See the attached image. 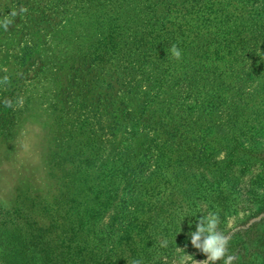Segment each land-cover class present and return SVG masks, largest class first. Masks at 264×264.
Returning <instances> with one entry per match:
<instances>
[{
  "label": "rangeland",
  "instance_id": "1",
  "mask_svg": "<svg viewBox=\"0 0 264 264\" xmlns=\"http://www.w3.org/2000/svg\"><path fill=\"white\" fill-rule=\"evenodd\" d=\"M103 1L0 0V264H264V43L224 54L210 112L218 79L128 65L145 10ZM172 1L171 18L215 4L210 24L187 16L198 35L264 37V0ZM213 233L228 243L209 261Z\"/></svg>",
  "mask_w": 264,
  "mask_h": 264
},
{
  "label": "trees",
  "instance_id": "2",
  "mask_svg": "<svg viewBox=\"0 0 264 264\" xmlns=\"http://www.w3.org/2000/svg\"><path fill=\"white\" fill-rule=\"evenodd\" d=\"M29 0H12L15 6L23 5L25 7V2ZM100 1V0H99ZM110 0H104L103 4H108ZM127 1V0H121ZM177 1L172 0H140V9L144 8V15L141 17V27L143 33L141 35L136 34L134 40L131 42L132 47H130L128 53V65L130 64V59L135 58L134 61L136 65H139L141 72L145 73L150 67L152 71L157 70L158 74H163L167 70L169 71L174 66V72H182L184 75L178 83H181L187 79V73L193 72L195 76H199L201 81L210 82L218 79V86L216 89V94L210 97V101L206 105V110L213 112L218 109L224 102V98L230 90V86L227 83H223L221 75L225 76L229 73V69L225 68L223 64L224 54H231L240 51L249 53L257 52V48L264 43V37L249 31L245 25L244 27L237 28L234 33H224L219 35L218 33L212 34L210 32L204 33V36L198 35L195 26L188 24L186 19L189 15H200L196 17V21H203L210 24L211 16L215 15L214 19H218L216 16L218 11L215 8L213 2L203 3L202 1L196 2L194 4L190 1L188 6H182L178 14L171 18V15L176 11ZM102 6V3L99 4ZM176 8V9H175ZM180 8V7H179ZM182 12V13H181ZM232 18V17H230ZM186 19V20H185ZM243 20V19H242ZM51 21L50 16H44L41 19V23ZM49 24H51L49 22ZM177 27L174 30V27ZM178 31L179 35H176ZM218 35L216 38L214 36ZM166 36V38L164 37ZM164 37V40L161 38ZM219 37H222L221 39ZM166 39L173 40L176 42V46L181 50V58L177 60L172 55V60L174 63L169 66L166 65L165 59L166 55H163L165 48H168L169 42ZM168 44H167V43ZM128 46V43L126 44ZM254 45L253 47H251ZM128 48V47H127ZM246 55V54H245ZM211 59H209V58ZM213 64L215 66L213 67ZM220 65V67H218ZM213 67V71L210 69ZM128 68L126 67V70ZM210 75H214V79L210 78ZM143 114V112L141 113ZM235 115L230 121L234 122ZM163 121V118L161 122ZM169 121L166 120L167 123ZM161 123L162 126L167 125L166 123ZM165 132V130L163 131ZM163 135V133L161 134ZM168 138H188L195 147L199 149V153L205 152V150L210 149L211 143L206 140V136L202 132H195L190 135L189 129H179L177 131L166 133ZM29 250L24 249V254Z\"/></svg>",
  "mask_w": 264,
  "mask_h": 264
},
{
  "label": "clouds",
  "instance_id": "3",
  "mask_svg": "<svg viewBox=\"0 0 264 264\" xmlns=\"http://www.w3.org/2000/svg\"><path fill=\"white\" fill-rule=\"evenodd\" d=\"M170 51L171 54L177 60L181 58V50L178 49V47L175 44L172 45ZM212 227H214V224L212 225ZM201 231H203V229H201ZM199 238L200 237L198 235L194 236L193 243L195 244V242L199 240ZM227 243H228V239L222 234H216V233L211 234L202 246L203 251L208 254V260L216 261L224 257L225 247ZM197 246L200 247V245ZM232 259L233 257H229L228 261H225V264H228V262L231 261Z\"/></svg>",
  "mask_w": 264,
  "mask_h": 264
}]
</instances>
